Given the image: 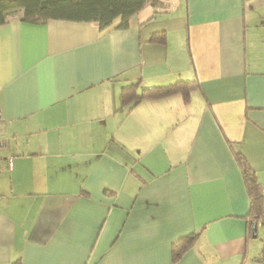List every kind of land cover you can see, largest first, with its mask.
Returning <instances> with one entry per match:
<instances>
[{"label": "crops", "instance_id": "obj_1", "mask_svg": "<svg viewBox=\"0 0 264 264\" xmlns=\"http://www.w3.org/2000/svg\"><path fill=\"white\" fill-rule=\"evenodd\" d=\"M119 23L0 24V264H264L235 154L263 191L264 0H162ZM180 79L198 81L187 101L119 109L127 84Z\"/></svg>", "mask_w": 264, "mask_h": 264}, {"label": "trees", "instance_id": "obj_2", "mask_svg": "<svg viewBox=\"0 0 264 264\" xmlns=\"http://www.w3.org/2000/svg\"><path fill=\"white\" fill-rule=\"evenodd\" d=\"M148 4L159 7L162 0H0V24L8 22L12 15L20 11V18L29 22L41 23L51 18L97 21L103 28L120 17L118 27L127 28L131 18ZM164 32L156 31L152 39L163 41ZM139 85L140 82H135L122 87L120 110L128 112L145 98H159L177 92H181L187 101L190 91L198 86V81L180 79L167 84L142 87L140 90ZM235 154L247 185L251 206L258 210L257 219H260L263 200L260 183L246 156L237 151ZM196 236L197 234L191 233L173 242V261L191 247Z\"/></svg>", "mask_w": 264, "mask_h": 264}, {"label": "built area", "instance_id": "obj_3", "mask_svg": "<svg viewBox=\"0 0 264 264\" xmlns=\"http://www.w3.org/2000/svg\"><path fill=\"white\" fill-rule=\"evenodd\" d=\"M1 117H2V110L0 108V118ZM260 220H261L262 224L264 225V189H263V200H262V205H261Z\"/></svg>", "mask_w": 264, "mask_h": 264}, {"label": "rangeland", "instance_id": "obj_4", "mask_svg": "<svg viewBox=\"0 0 264 264\" xmlns=\"http://www.w3.org/2000/svg\"><path fill=\"white\" fill-rule=\"evenodd\" d=\"M263 237H264V235H263V232L261 231L260 232V238L258 237V238H256V240L263 239Z\"/></svg>", "mask_w": 264, "mask_h": 264}, {"label": "water", "instance_id": "obj_5", "mask_svg": "<svg viewBox=\"0 0 264 264\" xmlns=\"http://www.w3.org/2000/svg\"><path fill=\"white\" fill-rule=\"evenodd\" d=\"M256 227H257V224H256V222L254 223V230H256Z\"/></svg>", "mask_w": 264, "mask_h": 264}]
</instances>
